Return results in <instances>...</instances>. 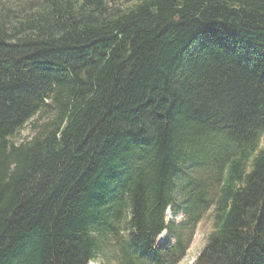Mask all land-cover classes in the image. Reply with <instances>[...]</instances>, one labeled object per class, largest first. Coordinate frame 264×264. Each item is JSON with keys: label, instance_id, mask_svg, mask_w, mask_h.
<instances>
[{"label": "trees", "instance_id": "1", "mask_svg": "<svg viewBox=\"0 0 264 264\" xmlns=\"http://www.w3.org/2000/svg\"><path fill=\"white\" fill-rule=\"evenodd\" d=\"M211 209L193 264H264V0H0V264H179Z\"/></svg>", "mask_w": 264, "mask_h": 264}, {"label": "rangeland", "instance_id": "2", "mask_svg": "<svg viewBox=\"0 0 264 264\" xmlns=\"http://www.w3.org/2000/svg\"><path fill=\"white\" fill-rule=\"evenodd\" d=\"M45 119L46 117L42 116L39 118L38 123H35V125H32L33 124L32 122L27 124L21 130V132L14 137V140L17 142H21L30 138L33 134V128L39 125L40 123H43ZM166 215H167V221L169 223L176 222L179 226L184 218L182 213L174 214V210L172 207L168 208ZM200 225H201V233L192 241L186 256L179 264H193L194 261L199 256L203 247L209 241V239L213 235L218 233V227L214 218L213 209H211L202 217ZM166 239L167 238H163V241H165ZM113 254L114 251L113 252L107 251L106 255L99 254V257L95 261H91L90 264H121L120 261L117 258H115Z\"/></svg>", "mask_w": 264, "mask_h": 264}, {"label": "water", "instance_id": "3", "mask_svg": "<svg viewBox=\"0 0 264 264\" xmlns=\"http://www.w3.org/2000/svg\"><path fill=\"white\" fill-rule=\"evenodd\" d=\"M165 238H167V237H165Z\"/></svg>", "mask_w": 264, "mask_h": 264}]
</instances>
